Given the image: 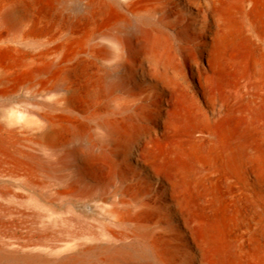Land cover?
<instances>
[{
	"label": "bare ground",
	"instance_id": "bare-ground-1",
	"mask_svg": "<svg viewBox=\"0 0 264 264\" xmlns=\"http://www.w3.org/2000/svg\"><path fill=\"white\" fill-rule=\"evenodd\" d=\"M0 109V264H264V0H0Z\"/></svg>",
	"mask_w": 264,
	"mask_h": 264
},
{
	"label": "rangeland",
	"instance_id": "rangeland-1",
	"mask_svg": "<svg viewBox=\"0 0 264 264\" xmlns=\"http://www.w3.org/2000/svg\"><path fill=\"white\" fill-rule=\"evenodd\" d=\"M8 109V108H7ZM6 111V109H0V119L5 118V114H3Z\"/></svg>",
	"mask_w": 264,
	"mask_h": 264
}]
</instances>
